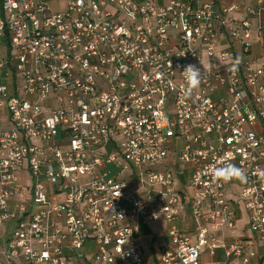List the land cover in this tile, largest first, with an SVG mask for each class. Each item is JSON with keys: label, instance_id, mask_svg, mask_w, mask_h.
<instances>
[{"label": "built area", "instance_id": "obj_1", "mask_svg": "<svg viewBox=\"0 0 264 264\" xmlns=\"http://www.w3.org/2000/svg\"><path fill=\"white\" fill-rule=\"evenodd\" d=\"M228 1L0 0V264H144L159 219V264L260 262L264 0ZM226 163L246 182L214 181ZM237 207L253 243L225 240Z\"/></svg>", "mask_w": 264, "mask_h": 264}, {"label": "crops", "instance_id": "obj_2", "mask_svg": "<svg viewBox=\"0 0 264 264\" xmlns=\"http://www.w3.org/2000/svg\"><path fill=\"white\" fill-rule=\"evenodd\" d=\"M233 1L237 2L239 0H229L228 2L232 3ZM234 50L236 51V57L238 60H244L245 56L241 53L240 47L237 44L232 45ZM250 58L260 59L264 61V33L260 36H253L252 47L250 51ZM262 81L264 82V76L262 77ZM189 168L186 167L182 170V177H186L189 172ZM236 223L235 227L229 231L227 230L224 233L225 240L231 241L235 238H240L241 240L253 243L252 234H247L250 231L248 230V216L244 209L237 207L236 208ZM151 223L156 224V226L150 225ZM176 226L185 232H190L193 229V220L188 207L184 206L181 210V217L175 223ZM168 223L162 219L154 220L149 222L146 225H141L139 227V231L136 234V237L140 244L142 245V240L145 237H148L149 248L148 251H144L143 249V260L144 264H159L158 263V255L160 251L161 244L167 242L169 240L167 235ZM4 242V240H3ZM2 243V241H0ZM143 248V247H142ZM94 251V244L91 241H87L83 246V252L86 254L92 253ZM200 260L204 263H222L225 261V255L222 253L220 249L216 251V253L210 254L206 252H202L200 254ZM258 264H264V255L260 259Z\"/></svg>", "mask_w": 264, "mask_h": 264}, {"label": "clouds", "instance_id": "obj_3", "mask_svg": "<svg viewBox=\"0 0 264 264\" xmlns=\"http://www.w3.org/2000/svg\"><path fill=\"white\" fill-rule=\"evenodd\" d=\"M182 73L186 80L184 94L185 96H191L201 84L202 70L193 64H188L185 66ZM212 178L216 182L238 180L241 183H244L247 180L243 170L232 163H226L224 167L214 168ZM184 264H189V262L185 260Z\"/></svg>", "mask_w": 264, "mask_h": 264}, {"label": "rangeland", "instance_id": "obj_4", "mask_svg": "<svg viewBox=\"0 0 264 264\" xmlns=\"http://www.w3.org/2000/svg\"><path fill=\"white\" fill-rule=\"evenodd\" d=\"M188 174H189V172H188ZM150 225L156 226V224H154V223H151ZM247 234H251V232L250 233L248 232ZM148 240H149L148 237H145V239L142 240V247H143L144 251H148V248H149Z\"/></svg>", "mask_w": 264, "mask_h": 264}, {"label": "trees", "instance_id": "obj_5", "mask_svg": "<svg viewBox=\"0 0 264 264\" xmlns=\"http://www.w3.org/2000/svg\"><path fill=\"white\" fill-rule=\"evenodd\" d=\"M0 15H1V12H0Z\"/></svg>", "mask_w": 264, "mask_h": 264}]
</instances>
